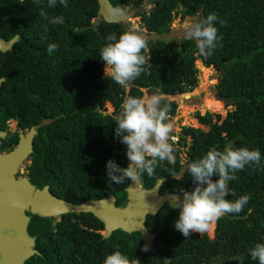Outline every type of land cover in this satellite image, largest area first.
Here are the masks:
<instances>
[{"label":"trees","instance_id":"1","mask_svg":"<svg viewBox=\"0 0 264 264\" xmlns=\"http://www.w3.org/2000/svg\"><path fill=\"white\" fill-rule=\"evenodd\" d=\"M110 1L124 7L141 0ZM46 4L47 0L39 4L0 0V36L18 37L11 49L0 50V126L6 128L10 117L21 127L43 117L53 118L34 135L31 161L26 166L33 184H48L53 194L74 203L112 193L117 205L125 204L129 180L115 184L106 173L108 160L120 167L128 162L126 148L115 136L113 118L121 112L126 96L142 97L144 89L176 94L194 88L197 65L204 73L210 71L206 68L210 65L219 72L216 96L233 107L221 119H214L208 110L196 112L198 121L208 128L182 126L179 144L173 145L175 163L163 161L152 176L142 174L141 185L150 187L161 177L160 192L191 191L194 184L187 164L211 148L258 149L262 163L246 165L228 182L232 192L228 199L248 195L250 200L240 213L225 214L215 222L214 237L192 233L185 238L174 227L178 210L169 202L146 217L145 224L155 233V251L148 248L147 252L141 251L143 239L138 231L115 229L104 237L100 232L103 222L91 212L69 211L57 220L31 214L28 232L35 236L39 253L24 264H103L117 250L129 259L138 258L141 264H238L234 256L243 257V264H258L249 249L264 243V0H151L148 9L137 11L148 31L168 32L176 13H200L199 21L215 13L219 18L214 22L217 47L205 58L199 55L196 42L186 37L150 40L149 63L127 88L105 75L100 59L107 36L128 31L125 24L94 23L97 0H67V6L57 0L54 8ZM42 10L50 17H62L63 22L48 24L40 15ZM50 44L58 46L51 54ZM197 58L205 66L196 65ZM107 99L112 102L111 113L98 109ZM162 103L170 106L168 117L175 113L174 99L163 97ZM17 136L16 131H9L4 145L11 147Z\"/></svg>","mask_w":264,"mask_h":264},{"label":"clouds","instance_id":"2","mask_svg":"<svg viewBox=\"0 0 264 264\" xmlns=\"http://www.w3.org/2000/svg\"><path fill=\"white\" fill-rule=\"evenodd\" d=\"M42 0H34L41 3ZM20 4L24 0H19ZM67 6V0H59ZM57 0H47L46 7L54 8ZM112 16L123 15L120 8H109ZM41 17L48 24L56 25L63 22L62 17L49 16L41 11ZM219 18L215 13L205 19L186 26V38L194 40L199 55L205 58L213 54L217 47L218 29L214 22ZM223 23V21H220ZM47 32V25L44 26ZM108 43L100 50V59L105 64V75L116 84L127 88L130 82L137 79L149 63V49L146 37L136 30H128L107 36ZM58 46L50 44L51 54ZM163 97L151 94L143 97L126 96L121 104V112L115 121V136L126 148L127 166L120 167L114 160H108L106 173L110 181L123 184L125 181H136L142 174L152 176L157 166L167 161L175 163L174 137L171 135L173 126L168 121L170 106L162 103ZM262 158L258 149L247 147L226 146L222 151L209 149L201 158L187 164L188 175L194 187L191 191L183 190L182 198L169 199L174 209L178 210V218L174 222L175 229L185 238L192 233L205 234L210 232L213 224L225 214H238L250 200V196L242 195L235 201L228 199L232 192L228 182L235 180V173L243 170L246 165H261ZM249 211H251L249 209ZM149 249L144 246L141 251ZM249 255L258 264H264V243H256L249 249ZM233 260L243 264V257L234 256ZM103 264H141L138 258L129 259L120 251H113L103 260Z\"/></svg>","mask_w":264,"mask_h":264},{"label":"water","instance_id":"3","mask_svg":"<svg viewBox=\"0 0 264 264\" xmlns=\"http://www.w3.org/2000/svg\"><path fill=\"white\" fill-rule=\"evenodd\" d=\"M97 1L98 10L95 16L97 19L94 21L96 24L102 20L123 23L128 16L127 9L113 5L110 0ZM109 8H120L123 15L112 16L108 13ZM16 39L17 35L8 39L0 36V50L10 49ZM2 80L3 77H0V84ZM203 94L204 91H201L200 95ZM217 98L223 102L227 101L222 96ZM103 113H106L105 110ZM52 120V117H44L25 132L20 130L15 145L7 151H0V264H24L31 255L39 253L35 247V236L28 232L31 214L52 217L69 211L91 212L103 222L104 237L109 236L115 229L126 232L138 231L143 239L142 245L155 251V233L145 224L146 217L148 214L156 213L169 199H175L183 194L160 192L163 178H157L150 187L142 186L139 178L136 181L129 180L125 186V204L117 205L116 197L112 193L74 203L53 194L48 184L38 187L28 177L16 176L19 164L32 151L37 128ZM4 136L5 131L0 129V137Z\"/></svg>","mask_w":264,"mask_h":264},{"label":"rangeland","instance_id":"4","mask_svg":"<svg viewBox=\"0 0 264 264\" xmlns=\"http://www.w3.org/2000/svg\"><path fill=\"white\" fill-rule=\"evenodd\" d=\"M151 0H141L138 3H135L134 1H131L127 5H125L123 8L127 9L128 16L123 20V23L128 28V30H136L140 34L146 37L147 42L150 40H154L156 38H163L166 40L171 39H181L186 37V26L190 23L198 22L201 14L197 13L196 15H186L181 16L180 13H176L170 23V30L168 32H162V33H156L153 31H148L145 27H143L140 15L137 14V11L144 8L148 9L151 6ZM97 18H93V21H95ZM198 62H201L200 58H197L195 63L197 65ZM202 65H204L202 63ZM205 66V65H204ZM199 72H198V82L196 86L192 89H187L182 92L176 93V94H167V93H161L156 89H144L143 96H148L151 94H159L162 97H168L170 99H174L177 102V108L173 115L168 117L169 123L173 126V132L171 135L175 138L174 141H170L173 143V145L179 144V134L182 130V126L184 125H192L201 127L203 129H207L208 126L200 123L196 117V112L204 113L206 110L211 111L214 113L213 118L214 119H221L224 117L229 109L233 107L232 104H230L229 101L223 102L222 100L218 99L216 96V82L219 77V72L212 66H206L210 67V71L204 73V70L201 69L200 66H198ZM103 70L105 71V65L103 66ZM204 91L203 95H200V92ZM195 94H198V96H195ZM206 97H214L215 99L219 100L222 105L221 110H210L207 109V107L204 104V100ZM98 109L100 111L105 110L106 113H111L113 111V106L111 100L107 99L105 100L100 106H98ZM9 122H14L13 120H10ZM189 137H187L188 139ZM185 147H182L184 149ZM185 153L181 152V159L184 160ZM28 163V160H23L19 164L18 170L16 172L17 177H28L26 172V166L25 164ZM182 198V195L179 197ZM170 204H172L171 200H168ZM53 217V216H52ZM58 216H54L53 219H58ZM214 228L215 223L212 226V229L210 232H207L209 236H213L214 234ZM100 232H103V229H100Z\"/></svg>","mask_w":264,"mask_h":264},{"label":"flooded vegetation","instance_id":"5","mask_svg":"<svg viewBox=\"0 0 264 264\" xmlns=\"http://www.w3.org/2000/svg\"><path fill=\"white\" fill-rule=\"evenodd\" d=\"M1 37H3V36H1ZM4 38V37H3ZM5 39H8V38H5ZM17 39H18V37H17ZM16 39V40H17ZM15 40V41H16ZM15 43V42H14ZM14 43H13V45H14ZM13 47V46H12ZM11 47V48H12ZM10 48V49H11ZM7 50H9V49H7ZM2 51V50H1ZM6 51V50H5ZM44 118V117H43ZM42 119V118H41ZM40 119V120H41ZM10 120H13L14 122H9ZM6 123H7V127L6 128H1V126H0V129H2V130H4L5 131V136L4 137H0V151H7V150H9V149H11L14 145H15V143L17 142H15V143H13V145L11 146V147H6L5 145H4V142H3V139L7 136V133L9 132V131H16L17 132V140H18V138H19V133H20V130L22 131V132H25L30 126H28V127H21L20 125H19V123H18V121H17V119L16 118H14V117H10V118H8L7 120H6ZM33 142H34V138H33ZM32 150H33V143H32ZM32 153V151L29 153V155H27V157H25L23 160H28V163L27 164H25V166H27L29 163H30V161H31V154ZM23 160L21 161V162H23ZM59 218H60V216L61 215H57ZM31 217V216H30ZM54 217V216H53ZM58 218V219H59ZM57 220V219H56Z\"/></svg>","mask_w":264,"mask_h":264},{"label":"bare ground","instance_id":"6","mask_svg":"<svg viewBox=\"0 0 264 264\" xmlns=\"http://www.w3.org/2000/svg\"><path fill=\"white\" fill-rule=\"evenodd\" d=\"M204 104L209 109L210 108L215 109V110H221L222 109L221 102L219 100L215 99L214 97H206L204 100Z\"/></svg>","mask_w":264,"mask_h":264}]
</instances>
